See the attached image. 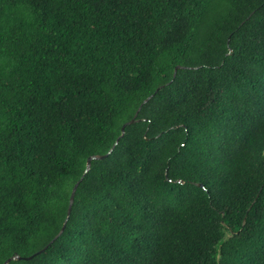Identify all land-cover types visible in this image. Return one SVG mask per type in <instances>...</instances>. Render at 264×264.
Listing matches in <instances>:
<instances>
[{
	"label": "trees",
	"instance_id": "1",
	"mask_svg": "<svg viewBox=\"0 0 264 264\" xmlns=\"http://www.w3.org/2000/svg\"><path fill=\"white\" fill-rule=\"evenodd\" d=\"M15 256L264 264V0H0V264Z\"/></svg>",
	"mask_w": 264,
	"mask_h": 264
},
{
	"label": "water",
	"instance_id": "2",
	"mask_svg": "<svg viewBox=\"0 0 264 264\" xmlns=\"http://www.w3.org/2000/svg\"><path fill=\"white\" fill-rule=\"evenodd\" d=\"M180 69H183V67L178 66V67L176 68L175 76H176L178 70H180ZM152 98H153V96L149 97V98L144 102L143 105L147 104ZM140 111H141V108L138 110V112H137V114L135 115L134 119H133L132 121L128 122L127 124H125V125L123 126V128H122V136H121V138H123V137L125 136V134H126V128H127V127H129V126H131V125H134L136 122H138V115H139ZM121 138H120V139H121ZM120 139H118V141L116 142L115 146L112 148V150H111L107 155H105V156H92V157H90V158L88 159V162H87L86 173L91 169V167H92V162H93V161H100V160H104V159L108 158V157L114 152L116 146L119 144ZM82 180H83V179H82ZM80 183H81V182H79L78 184H76V186H75L74 189H73V192H72V195H71V198H70V204H69V208H68V214H67L66 222H65V224H64V226H63V228H62L60 234L56 237V239H57L58 237H60V236L64 233V231H65V229H66L67 223H68V221H69V219H70V216H71V214H72L73 206H74V203H75L76 193H77V190H78V188H79V186H80ZM198 186H199L200 188H204V185H202V184H200V185H198ZM56 239H55V240H56ZM55 240H54V241H55ZM45 250H46V249L40 251L39 253L35 254V255L32 256V257L27 258L26 260H31V259H33L36 255H38V254L44 252ZM21 259H22L21 257H19V256H15V257L10 258L9 260H7L5 264H10V263L13 262V261H19V260H21Z\"/></svg>",
	"mask_w": 264,
	"mask_h": 264
}]
</instances>
